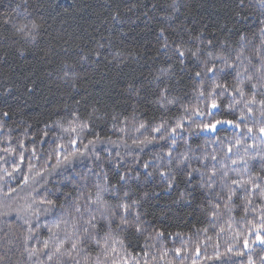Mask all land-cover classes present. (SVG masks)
I'll return each instance as SVG.
<instances>
[{
  "label": "trees",
  "instance_id": "trees-1",
  "mask_svg": "<svg viewBox=\"0 0 264 264\" xmlns=\"http://www.w3.org/2000/svg\"><path fill=\"white\" fill-rule=\"evenodd\" d=\"M170 3L0 0V245L19 236L8 250L20 264H264V25L239 0H180V11L165 20ZM31 22L40 25L34 43ZM197 35L200 41L191 38ZM209 53L227 63H203ZM161 68L170 76L152 83ZM192 119L198 126L186 131ZM165 121L168 139L161 140ZM150 123L154 142L144 152L215 155L194 166L222 183L221 195L201 190L177 205L172 192L150 181L147 190L158 195L144 204L145 235H121L118 221L109 233L94 210L116 198L99 192L93 215H81L69 203L81 193L59 180L73 171L98 173L93 157L110 155L116 163L103 165L109 188H120L126 171L146 175L151 155L132 150L138 159L127 169L116 154L129 151L122 145L130 134H148L140 125ZM221 141L227 159L218 163ZM187 179L204 182L199 173ZM98 191L88 188L89 202ZM82 227L97 234L90 244Z\"/></svg>",
  "mask_w": 264,
  "mask_h": 264
},
{
  "label": "clouds",
  "instance_id": "clouds-1",
  "mask_svg": "<svg viewBox=\"0 0 264 264\" xmlns=\"http://www.w3.org/2000/svg\"><path fill=\"white\" fill-rule=\"evenodd\" d=\"M239 5H243L242 11H248L249 14L255 15L257 19H260L262 25H264V0H239ZM238 5V7H239ZM172 10V15H167L164 17L165 20H172L174 18L175 13L180 11V0H171V3L168 5ZM239 15V12L237 13ZM28 28L31 41L34 43L37 36V29L40 27L36 22H31L26 26ZM24 28L22 27L20 31L23 33ZM261 31L264 32V27L261 28ZM196 41H200L201 37L199 35L191 37ZM202 42V41H201ZM251 44V41H249ZM232 51H236L233 49ZM256 48L254 44H251V54L255 55ZM195 55L199 56V51L195 53ZM247 59V57H245ZM220 59L225 63V57L221 56H213L211 53L208 54L207 60L202 61L207 64L208 60ZM171 74L170 68H161L159 71L155 73V76L152 80V83H155L156 80H159L161 77H168ZM259 87L264 88V84H260ZM137 90V94H138ZM167 103H171L168 101ZM95 113L96 110L93 109ZM102 119V117H101ZM198 121L192 119L191 124H189L186 131L194 132L195 127L198 126ZM86 127V125H85ZM164 132L161 134L160 139L166 140L168 139V121H165ZM140 128H145L148 134L142 133L141 136H136L130 134L129 139L131 143L125 142L122 147L129 149L128 152H117V156L120 157L121 162L126 163L127 169H135V161L138 159L137 156L132 155L131 151L135 149H139L140 152L144 153V155H151V170L144 175L143 173L135 174L125 172L124 175L120 176V181H123V184L120 188H117L113 185L111 188L107 186L108 177L103 173V165L104 163H116V156L102 157V156H94L93 159L100 161V163L96 164V168L100 169L97 173L93 169H88L86 172H77L73 171L68 174H62V178L59 180V183H70L73 185L74 190L81 193V195L73 200L69 201L72 208L75 209V213H80L81 215L92 216L93 213L89 212L88 209L92 207V205L97 204V201L100 200L99 192H107L109 195H112L116 198V203L114 205L100 204L98 208L95 209V218L99 221L103 219L108 221V230L111 233L114 229L112 227L113 221L119 222L120 234L129 233L133 238L135 234H139L143 237L147 231L144 228V223L142 217L144 215L143 208L146 201L156 197L158 193L155 191V187H159L161 191L165 193L172 192L175 196L173 200L174 204L180 205L182 203H191V200L194 199V192L203 190L206 194H211L214 197H220L221 191L223 189L222 183L217 181H211L210 177H207V171L201 172V169H198L194 166L195 162H202L205 159H215V155L209 154L208 157H205L203 154L197 156L195 155V149L187 148L184 151L176 150L175 152L170 151L167 154V157H171L168 159L163 152L156 153L149 149L148 152H144V149L149 145L153 144L154 138L150 136L151 133V123L146 127L144 124L140 125ZM140 129H136L139 131ZM83 131V129H81ZM198 134V133H197ZM99 143V141H97ZM171 143L173 146L176 145V138L172 137ZM224 147V142L221 141L219 148L217 150L218 154L221 155V161L227 159L226 154L223 153L222 149ZM131 157V159H129ZM255 159L254 156L249 157V160ZM261 161H264V155L260 157ZM187 162V167L185 166ZM232 163H237V161L233 160ZM85 168H88V165H84ZM163 170V171H162ZM217 171H220L217 169ZM199 173L204 182L194 184L187 177H190L192 174ZM95 176H99L101 178V183L94 184L93 180ZM177 177H181L180 182L178 183ZM159 183L155 184L152 191L147 190V184L152 181L155 183L156 181ZM217 183H221L220 191L213 192V188ZM176 185V189L173 190V185ZM184 185V187H181ZM92 187L93 190L99 189L96 194V199L92 201H88L87 193L88 188ZM139 188V190H137ZM56 192H59L60 189L56 186ZM65 199L68 200L67 195ZM80 200H83L84 203L81 205L79 203ZM125 201H127L125 203ZM51 203V202H49ZM54 207V206H53ZM81 207L84 208V212L81 213ZM214 207V205H213ZM124 208L127 211V216L121 214V209ZM138 209L140 211L138 212ZM47 211V209L45 210ZM95 228V225H92ZM81 235L85 238V244H90L96 239V233L94 231H89L88 228L82 227ZM13 238L17 244L21 243L22 240L19 236L13 234V237H9L0 247L4 248V253L0 254V264H20L18 259H15V253L9 254L8 244L13 242ZM3 237H0V240H3ZM79 242V241H78ZM31 254H35V249L30 250ZM23 253H21L22 255Z\"/></svg>",
  "mask_w": 264,
  "mask_h": 264
},
{
  "label": "snow or ice",
  "instance_id": "snow-or-ice-1",
  "mask_svg": "<svg viewBox=\"0 0 264 264\" xmlns=\"http://www.w3.org/2000/svg\"><path fill=\"white\" fill-rule=\"evenodd\" d=\"M181 55H183V53H181ZM199 74L200 73H197V75H199ZM211 107L213 109H215L217 107V104L215 103V101L212 102ZM219 123H222V122L221 121H217V124H219ZM223 123L231 124L232 122L231 121H224ZM177 127H179V125H177ZM204 127H205V130L214 131L216 125H214V124L213 125H205ZM72 131H75V129H72ZM157 131H159V129H157ZM249 131H251V129H249ZM260 132H261L262 135H264V128H261ZM258 239H260V238L258 237ZM260 243H264V239H260ZM177 254H179V251H177Z\"/></svg>",
  "mask_w": 264,
  "mask_h": 264
},
{
  "label": "rangeland",
  "instance_id": "rangeland-1",
  "mask_svg": "<svg viewBox=\"0 0 264 264\" xmlns=\"http://www.w3.org/2000/svg\"><path fill=\"white\" fill-rule=\"evenodd\" d=\"M214 125H216V124H214ZM172 133H174V130H172Z\"/></svg>",
  "mask_w": 264,
  "mask_h": 264
}]
</instances>
